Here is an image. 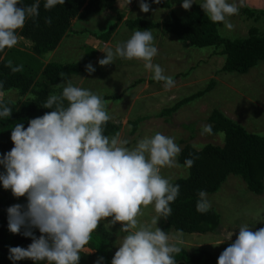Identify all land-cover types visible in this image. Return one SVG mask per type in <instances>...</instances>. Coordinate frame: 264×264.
<instances>
[{"label":"clouds","instance_id":"obj_1","mask_svg":"<svg viewBox=\"0 0 264 264\" xmlns=\"http://www.w3.org/2000/svg\"><path fill=\"white\" fill-rule=\"evenodd\" d=\"M159 4L160 0H153ZM130 3V0H128ZM199 4L213 23H223L231 29L228 17L239 13V6L229 0H182L181 7L191 9ZM65 0H45L50 10ZM140 10L149 12L146 0H139ZM40 0L24 5L22 0H0V52L15 47L17 30L28 19L39 16ZM51 17L45 18L51 24ZM106 56L98 60L107 66L116 58L144 61V68L153 73L152 79L163 82L165 89L175 86L172 76L165 75L159 64L153 63L158 54L151 31L135 30L129 39L117 42L115 49L102 50ZM13 73L22 72L23 65L13 66ZM85 70L95 72L92 63ZM60 94L47 97L41 107L50 109L41 116L28 119L11 128L13 147L0 153V185L25 203L7 207V228L13 234L30 237L27 247L8 246V259L31 260L33 264H79L81 252L99 227L119 223L117 250L111 264H177L174 256L181 252L183 231L169 235L158 227L160 218L171 215L170 204L179 195V184L161 175L165 167H178L177 157L182 149L175 137L156 132L138 140L134 147L121 139L119 133L104 134L112 119L107 111L108 101L102 96L74 86L65 73H60ZM3 82H0V89ZM0 91V118H10L12 108L4 103ZM67 102V103H65ZM211 125L202 126L203 134H212ZM198 156L190 153L184 161L191 168ZM196 210L206 213L211 208L205 190L198 191ZM154 206L156 216L150 223L137 217L141 209ZM238 234L225 228L223 241L228 246L221 252L217 264H264V227L253 230L244 223ZM34 230H38L37 236ZM235 239L233 240V236ZM99 257L95 264H103Z\"/></svg>","mask_w":264,"mask_h":264},{"label":"rangeland","instance_id":"obj_2","mask_svg":"<svg viewBox=\"0 0 264 264\" xmlns=\"http://www.w3.org/2000/svg\"><path fill=\"white\" fill-rule=\"evenodd\" d=\"M229 2H235L239 6V13L227 18L233 25L231 29L223 23L220 24L221 35L240 38L246 36L252 27L264 31V13L259 12L264 10V0ZM170 3L169 9L150 5L149 12L144 13L140 10L138 0H130V3L128 0H116L99 13L91 14L85 19L75 17L72 19L74 30L63 38L57 53L47 52L40 56V59L44 63L56 61L54 59L62 63L78 62L85 57L86 47L96 48L97 53L92 62L95 72L89 74L85 70L67 77L74 86L89 89L100 96H113L105 99L109 102L107 111L112 116V121L121 123L118 133L121 139L129 141L128 147H134L139 139L156 132L175 137V143L180 148L187 142L198 149L207 143L222 145L224 143L222 131L201 134L203 125H211L208 117L215 108L224 111L247 130L264 134V59L247 73L224 71L225 55L215 53V47H195L187 41L178 39L164 26V23L169 21L172 10L179 15L191 10L181 7L182 0H170ZM246 9L257 10V13L249 14ZM118 17L122 21L111 38L108 41L100 39L97 35L105 32ZM128 18H144L161 23L160 26L149 30L158 48L153 63L159 64L165 75L173 77L175 86L171 89H165L163 82L153 80V73L144 68L142 60L116 58L107 66L99 65L98 60L106 56L103 49L114 50L117 42L126 41L135 30H138L128 27L126 23ZM18 40V44L13 48L30 50L32 41L20 35ZM38 81L52 91L62 87L60 83L63 82V80L53 82L42 73L38 76ZM210 82L213 83L209 91L182 104L172 113L161 115L163 110L172 108L181 99L205 89ZM0 91L4 93L3 98L12 100L21 101L32 96L30 92L20 95L14 88ZM138 118L143 119L139 124H134L133 121ZM178 164V167L163 168L161 175L171 178L172 182L187 176L188 169L181 163ZM207 198L211 202V208L220 214L221 223L211 233L183 232L182 243L179 245L182 249L193 252L202 248L214 256H219L228 246V242L221 243L222 231L225 228L238 234V227L244 223L252 225L253 230L264 227V190L260 194L250 191L241 176L229 175L219 190L207 193ZM141 212L142 215L137 217L141 223H150L157 215L153 205L142 208ZM163 223L164 218H160L157 226L161 228ZM100 224L110 232L112 246H107L108 239L103 242L100 239L96 240L104 249L103 252L112 259L117 250V237L124 233L118 232L121 227L119 223L111 228L107 221H101ZM175 233L176 230L172 229L168 234L171 236ZM103 252L101 251L99 255L95 250L85 246L79 264H95ZM189 264H217V261L202 258L197 263Z\"/></svg>","mask_w":264,"mask_h":264},{"label":"trees","instance_id":"obj_3","mask_svg":"<svg viewBox=\"0 0 264 264\" xmlns=\"http://www.w3.org/2000/svg\"><path fill=\"white\" fill-rule=\"evenodd\" d=\"M113 1L116 0H65L64 5L57 4L52 9L45 10L43 7L45 0H40L39 16L35 22L28 19L24 27L17 30V35L32 41L30 50L5 48L0 52V82H3V88L0 90L14 88L20 95L29 92L32 94L21 101L3 98L4 103L12 108L13 113L10 118H0V153L7 152L13 147L10 132L16 123L23 122L27 127L28 119L50 111V109L41 107L47 97L61 93L62 87L52 91L42 85L38 81L40 73L53 82L63 80L60 73H65L66 76L82 73L85 71V65L94 61L97 49L91 46L86 47L85 57L78 62L50 61L44 63L40 56L55 50L63 38L74 30L72 27L73 18L85 19L91 14L99 13L107 8ZM34 2L35 0H22L24 5ZM146 2L164 9L171 7L170 0H160L159 4L154 3L153 0H146ZM246 12L254 14L257 13V10L246 9ZM259 12L264 13V10ZM46 17H51L50 25L45 23ZM120 21L122 19L118 17L105 32L97 36L108 41L118 28ZM126 23L131 29L138 30H150L161 25L158 21L144 18H128ZM220 24L213 23L204 14L199 4H193L191 10L183 15L172 10L170 19L164 23V26L168 27L178 39L187 41L195 47H215V53L225 55L224 71L247 73L260 60L264 59V31L252 27L246 36L231 38L220 34ZM9 60L12 61L13 66L23 65V71L13 73L9 67H6ZM212 83L210 82L205 89L181 99L172 108L163 110L161 115L172 113L182 104L203 95L212 88ZM102 97L110 99L113 96ZM142 119L138 118L133 123L139 124ZM208 121L211 123L212 133L220 131L224 133V143L222 145L207 143L198 149L187 142L181 148L182 151L177 160L182 165H184L185 159L189 158L190 153L199 158L195 160L191 168H187V176L177 178L172 182L179 184L180 189L178 197L170 204L171 215L164 219V223L161 225V229L166 233L172 229L187 233L215 231L221 223V216L213 208H210L206 213L196 210V202L199 199L198 191L216 192L231 174L241 176L248 189L256 194H260L264 190V134L247 130L244 125L218 108L212 110ZM120 128V122L110 120L105 126L104 134L114 135ZM2 170V166H0V171ZM25 202L26 198L16 199L10 190H4L0 185V264H13L8 259V246L27 247L32 242L30 237L13 234L7 228V207L14 203ZM34 231L37 236L40 235L38 230ZM96 239H100L102 242L108 239L107 246H112L111 234L103 224H100L92 233L90 242L85 245L96 250V253L100 255L104 249ZM101 256L104 257L103 264H111L108 254L103 252ZM218 257L202 248L193 252L181 248V252L174 256L177 264L197 263L202 258L218 261ZM15 264H33V262L21 260L16 261ZM38 264H46V262H38Z\"/></svg>","mask_w":264,"mask_h":264},{"label":"crops","instance_id":"obj_4","mask_svg":"<svg viewBox=\"0 0 264 264\" xmlns=\"http://www.w3.org/2000/svg\"><path fill=\"white\" fill-rule=\"evenodd\" d=\"M170 33H171V32H170ZM65 37H66V36H65ZM172 37H173V36H172ZM62 42H63V41H62ZM61 44H62V43H61ZM61 44H60V45H61ZM60 45H59V46H60ZM59 46H58L55 50H53L52 53H57V51H58V49H59ZM54 60L58 61V59H54ZM58 62H62V61H58ZM86 247H87V246H86ZM88 248H89V247H88ZM95 251H96V250H95Z\"/></svg>","mask_w":264,"mask_h":264}]
</instances>
